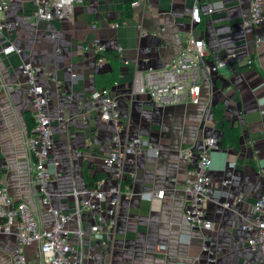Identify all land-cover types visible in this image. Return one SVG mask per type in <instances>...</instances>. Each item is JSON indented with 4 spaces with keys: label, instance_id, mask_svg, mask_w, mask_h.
Wrapping results in <instances>:
<instances>
[{
    "label": "crops",
    "instance_id": "crops-1",
    "mask_svg": "<svg viewBox=\"0 0 264 264\" xmlns=\"http://www.w3.org/2000/svg\"><path fill=\"white\" fill-rule=\"evenodd\" d=\"M127 1L82 0L73 17L63 22L24 20L34 10V0H11L9 9L0 13V22L19 21L18 27L0 34V183L15 201L30 206L42 227L51 225L50 212L41 207L32 182V156L24 142L33 118L28 85L19 66L31 62L40 69L38 82L48 95L51 157L59 163L58 175L48 185L51 206L61 211L72 208L73 200L66 193L86 188L82 170L88 165L101 189L116 184L112 168L104 163L113 124L100 120L90 99L98 89L94 76L116 68L118 79L109 91L118 99L126 124L122 137H144L158 153H143L124 163L121 187L128 186L131 195L120 197L115 218L83 214L85 264H198L208 255L204 245L215 253L212 264H264V256L246 246L250 233L230 229L232 223L251 220L254 203L264 195V27L256 31L244 25L249 0H141L136 7ZM214 1H223L225 7L208 14L206 7ZM195 4L202 23L191 29L189 14ZM114 23L120 26L113 28ZM191 31L205 43L206 64L230 54L238 62L219 69L211 79L200 71L198 104L183 99L157 105L149 96L138 94L137 79L144 78L149 67L162 68L184 47ZM256 34L261 39L257 46L253 44ZM94 39L103 51H115L114 63L106 59L98 66L94 48L82 50ZM8 44L21 47L22 53L3 54ZM118 47L123 50L120 55ZM249 58L250 67L246 65ZM67 95L70 102L65 100ZM218 105L224 109L223 116L235 123L239 147L220 146L211 153V188L228 198L212 193L207 200L205 216L213 229L204 233L192 229L184 218L182 187L191 162L180 152L193 149L204 136L220 141L222 125L211 112ZM224 180L231 182L222 186ZM158 190H164L160 201L147 199ZM240 194L242 202L232 208L221 206ZM95 223L103 227L102 240L90 235ZM15 246L12 234H0V249L9 254L7 259L12 252H6ZM25 254L31 264H43L37 246L28 247Z\"/></svg>",
    "mask_w": 264,
    "mask_h": 264
},
{
    "label": "built area",
    "instance_id": "built-area-1",
    "mask_svg": "<svg viewBox=\"0 0 264 264\" xmlns=\"http://www.w3.org/2000/svg\"><path fill=\"white\" fill-rule=\"evenodd\" d=\"M141 0H131L132 7L139 6ZM35 8L30 15L23 17L29 22H63L70 20L75 11V6L82 0H34ZM11 0H0V13L9 9ZM223 1H214L207 5L206 11L212 14L217 10L224 9ZM191 29L202 23L200 8L195 4L190 11ZM254 30L264 27V13L261 0H249V17L244 23ZM19 26V21L0 22V34L11 31ZM119 23L112 24L118 28ZM92 28H95L93 25ZM190 29V30H191ZM261 42L260 36L255 35L253 44L257 46ZM94 48L96 54H102L103 47L99 40L94 39L90 45L83 46L87 51ZM122 48H117L120 55ZM3 54L22 53V48L8 44L2 49ZM207 52L202 39L193 35L192 31L185 45L178 53L165 62L162 68L154 70L149 67L144 78L137 79L135 91L138 94L149 96L157 105H166L181 102L186 99L192 104H198L201 92L200 71H205L207 78L216 74L219 69L233 66L238 62L234 54L224 58H216L211 65L206 64ZM106 61L99 57L96 61L98 66ZM126 64L128 62H125ZM253 61L249 58L246 62L248 67ZM21 74L28 85V94L31 98L33 129L25 137V146L32 156L31 175L32 182L39 194L40 205L50 212L51 225L48 228L41 226L34 212L22 201H15L8 193L5 185L0 183V234H12L16 246L10 255L11 264H31L25 254L28 247L37 246L43 264H85L86 252L84 249L85 231L82 227V216L89 212L97 217L106 214L115 218L120 197L130 196L128 186L122 190L121 182L124 177V163L133 160L143 153L158 152L144 137L123 138L122 134L126 124L121 118L118 99L106 89H96L90 95V99L99 113L102 122L113 124V133L109 142V151L104 163L113 170V178L116 184L107 189H101L97 183L95 187L85 189H73L66 193L72 202V208L61 211L51 206V194L48 185L54 176H57L56 168L59 163L53 158V130L51 120L47 113L48 95L46 90L39 84L38 75L40 69L31 62H23L19 66ZM57 86L60 83L56 80ZM67 95L65 100L71 101ZM220 147V141L211 136H204L198 140L193 149L180 152V156L190 160L191 166L187 171L186 180L182 190L185 195L186 205L184 218L192 229L208 233L213 229V224L205 216V204L214 192L211 188L212 178L210 169L212 166L211 153ZM78 155V154H77ZM230 180H224L222 186H228ZM213 195L228 198V194L218 191ZM164 196V190H158L147 196L148 200L160 201ZM243 195L234 196L230 201L221 202L223 208H232L233 205L242 202ZM264 195L260 196L252 207L253 218L245 223L230 224V229L235 228L250 233L246 238V246L253 253L259 252L264 256ZM90 235L95 240L104 237L103 227L95 223L90 227ZM204 240H207L205 238ZM160 249H164L161 246ZM207 258L198 264H212L215 261V253L207 245L203 246Z\"/></svg>",
    "mask_w": 264,
    "mask_h": 264
},
{
    "label": "trees",
    "instance_id": "trees-1",
    "mask_svg": "<svg viewBox=\"0 0 264 264\" xmlns=\"http://www.w3.org/2000/svg\"><path fill=\"white\" fill-rule=\"evenodd\" d=\"M130 3V0L127 1ZM104 57L107 60H110L111 63L116 61L117 55L115 51H103L102 54H97L96 58ZM118 79V71L116 68H113L110 72H102L98 73L94 76V84L96 88L106 89L109 88L116 82ZM223 107L222 106H215L211 109L213 117L221 122V136H220V146H232L234 149H238L239 147V134L238 129L234 122L227 120L223 116ZM31 119L28 117L27 120ZM30 121V120H29ZM33 129V121L29 122L27 125V132L28 134L31 133ZM93 168L91 165L83 167L82 176L85 182L86 188L95 187L96 186V177L92 172ZM0 180H1V169H0ZM0 223L2 221L0 220Z\"/></svg>",
    "mask_w": 264,
    "mask_h": 264
},
{
    "label": "rangeland",
    "instance_id": "rangeland-1",
    "mask_svg": "<svg viewBox=\"0 0 264 264\" xmlns=\"http://www.w3.org/2000/svg\"><path fill=\"white\" fill-rule=\"evenodd\" d=\"M12 250V249H11ZM11 250H8L6 253H10L12 252ZM3 253V254H2ZM11 254V253H10ZM7 257H9V254H4L3 250L0 249V264H11L10 260L7 259Z\"/></svg>",
    "mask_w": 264,
    "mask_h": 264
}]
</instances>
